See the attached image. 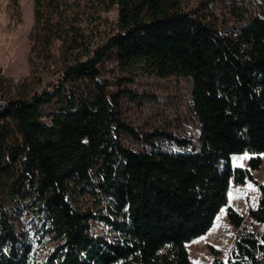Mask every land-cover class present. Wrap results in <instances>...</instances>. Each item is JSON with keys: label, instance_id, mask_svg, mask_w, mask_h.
Wrapping results in <instances>:
<instances>
[{"label": "trees", "instance_id": "16d2710c", "mask_svg": "<svg viewBox=\"0 0 264 264\" xmlns=\"http://www.w3.org/2000/svg\"><path fill=\"white\" fill-rule=\"evenodd\" d=\"M218 1L258 11L220 26L181 0H34L32 52L51 61L59 43L62 72L54 88L0 99V264H198L187 245L224 207L241 226L229 191L248 181L259 188L249 216L263 229L241 231L210 264H264V179L254 175L264 153V0ZM114 4L118 29L95 45L79 15L97 21ZM110 58L123 71L191 78L199 134H140L122 113L123 97L139 94L122 87L126 78L104 77ZM122 133L151 148L128 146ZM243 153L248 165H234ZM23 214L55 243L43 261L17 223ZM95 221L110 234L94 232Z\"/></svg>", "mask_w": 264, "mask_h": 264}, {"label": "rangeland", "instance_id": "374dc122", "mask_svg": "<svg viewBox=\"0 0 264 264\" xmlns=\"http://www.w3.org/2000/svg\"><path fill=\"white\" fill-rule=\"evenodd\" d=\"M181 5L187 10L203 14L220 26L235 22L237 13L244 12L247 16L258 11L257 3H247L240 7L238 12L230 10L218 0H181ZM94 16L87 9L85 13H80L77 22L91 36L94 44L100 45L118 29V5L114 4L108 10L102 11L101 18L97 21ZM34 25V0H0V99L29 97L60 82V44L54 45L51 61L38 58L32 52ZM104 77L111 81L126 78L127 81L123 82L122 87L139 94L138 97H123L122 113L124 120L133 125L140 134L156 129L192 138L199 134L198 116L193 107L194 85L191 78H161L140 69L123 71L114 58L106 62ZM121 137L125 144L134 149L151 148V145L136 141L126 133H122ZM153 142L160 148H173L168 141L154 139ZM250 156V153L235 156L234 165L247 166ZM262 157L261 167L254 171L258 181L264 179V153ZM258 197L259 188L255 183L248 181L244 184H232L229 205L243 215V223L240 227H235L229 220L227 207H224L210 231L187 245L191 259L198 264H210L214 250L226 256L235 242L236 235L241 231H262L263 224L249 216V209L257 206ZM88 202L87 197L81 198L83 207L88 206ZM34 222L31 214H23L17 219L19 227L29 232L33 238V259L43 261L55 243L49 237L40 240L32 229ZM93 231L110 234L109 226L100 221L93 222Z\"/></svg>", "mask_w": 264, "mask_h": 264}, {"label": "built area", "instance_id": "2783aa9c", "mask_svg": "<svg viewBox=\"0 0 264 264\" xmlns=\"http://www.w3.org/2000/svg\"><path fill=\"white\" fill-rule=\"evenodd\" d=\"M56 86H58V84L53 85L51 88H54ZM0 102H1V104H5V101H0Z\"/></svg>", "mask_w": 264, "mask_h": 264}]
</instances>
